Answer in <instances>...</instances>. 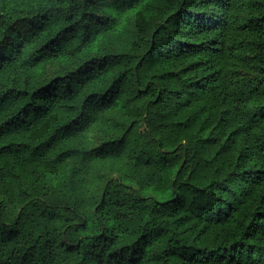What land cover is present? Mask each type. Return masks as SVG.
Returning <instances> with one entry per match:
<instances>
[{"label": "trees", "instance_id": "1", "mask_svg": "<svg viewBox=\"0 0 264 264\" xmlns=\"http://www.w3.org/2000/svg\"><path fill=\"white\" fill-rule=\"evenodd\" d=\"M0 264H264V0H0Z\"/></svg>", "mask_w": 264, "mask_h": 264}]
</instances>
